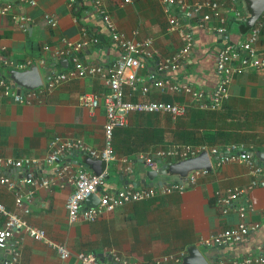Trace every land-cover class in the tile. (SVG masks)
Returning a JSON list of instances; mask_svg holds the SVG:
<instances>
[{
    "label": "crops",
    "instance_id": "crops-1",
    "mask_svg": "<svg viewBox=\"0 0 264 264\" xmlns=\"http://www.w3.org/2000/svg\"><path fill=\"white\" fill-rule=\"evenodd\" d=\"M99 1L115 28L128 38H151L157 57L171 55L181 47L178 31L168 28V14L184 29L190 30L194 40L191 51L175 71L165 76L195 89H211L216 82L213 69L216 51L225 43L240 41L247 32L241 33L237 27V22L245 23L248 15L243 0L236 5L239 17L227 16L224 36L214 30L219 26L216 19L207 22L209 29L199 28L195 18L186 20L175 6L164 9L159 0ZM5 3L11 4L12 11L28 15L30 20L27 30L21 31L9 14L0 16V60L4 56L14 68L34 63L41 82L53 72L64 71L70 66L67 59L65 66L61 63L65 58H58L54 53L62 47L61 38L73 43L81 42L86 36L96 38L97 42L82 46L77 56L80 61L97 64L103 70L118 56L93 0H76L73 8L67 5V0H34L32 6L23 0H0V5ZM220 9L222 12L223 6ZM45 13L54 17L55 26L45 23ZM263 13L258 18L263 17ZM255 46L256 52L264 55V30ZM153 64L154 59L137 74L146 76V72H153ZM5 68L0 69V75ZM227 89L228 95L220 107L208 110L199 109L187 94L158 93L150 88L146 99L181 102L186 105V112L177 118L159 112L129 113L126 125L112 133L114 159L105 165L106 178L99 186L101 193L112 194L124 186L145 187L148 183L157 189L162 184L179 182L175 174L152 175L147 171L189 157L156 158L153 167L147 166L142 157H153L157 149L187 144L221 148L229 143H241L247 152L264 151V68H246L233 75ZM107 90L103 79L92 75L68 79L49 93L40 94L37 101L29 105L0 95V156L42 159L50 151L49 140L56 135L80 140L89 148H100L104 108L98 105L89 110L77 102V96L80 93L100 95ZM124 93L129 100L137 99L136 93L131 95L127 88ZM212 157L210 170L198 176L192 185L184 180L185 175L180 179L184 184L181 190L125 203L90 222L69 223L65 200L72 185L67 182V176L78 169L89 171L90 166H86L87 155L82 151L64 152L57 167L53 164L26 172L49 178L50 183L47 187L34 188L28 212H18L29 224L43 229L48 240L64 243L70 256L60 261L51 246L18 231L0 248V258L12 248L18 253V264H76L75 255L79 252L100 253L103 260L108 261L107 253L113 250L128 262L150 261L163 254L184 252L188 245H194L209 264L217 259L231 261L260 255L264 250V186L246 189L251 179L247 165L240 161L216 165ZM62 167L67 172L64 170L60 178L55 173ZM7 175L14 179L20 191L33 188L20 182L23 172L9 171ZM233 187L245 188L241 200L249 205L246 221L257 227L239 243L206 247L202 242L210 234L238 221L235 212L222 214L214 205L215 191ZM13 199L14 190L0 184V204L14 211ZM2 222L0 216V227Z\"/></svg>",
    "mask_w": 264,
    "mask_h": 264
},
{
    "label": "built area",
    "instance_id": "built-area-1",
    "mask_svg": "<svg viewBox=\"0 0 264 264\" xmlns=\"http://www.w3.org/2000/svg\"><path fill=\"white\" fill-rule=\"evenodd\" d=\"M29 5H34V0H23ZM130 0H123L129 2ZM164 9L168 6H175L180 12L181 17L186 20L196 19V26L209 29L207 22L212 18L216 19L219 26L214 30L217 33L225 31L227 16L239 17L240 11L236 7L239 0H200L188 2L186 0H159ZM95 11L102 24L108 32L109 40L116 46L118 56L115 61L105 70L97 64H87L78 59L77 52L89 42H97L94 37H85L81 42H71L68 39L61 38L62 47L55 49V55L58 58H65L70 62L68 69L64 71L53 72L44 82H41L34 89L21 90L17 92L12 83L0 75V95L9 96L16 103L31 104L37 101L40 94L49 93L51 89L57 87L62 82L71 78H81L85 76L98 75L107 86L108 90L102 94L98 93H80L77 96V102L88 108L95 109L98 105L104 108L105 120L102 125L103 143L100 148L93 149L85 146L77 139H69L60 136H53L48 146L49 153L42 159L37 157H10L0 156V184L8 189L14 190V207L17 210L10 211L0 204V216L3 218L0 227V248H3L13 237L15 232L21 231L35 241H44L51 246L60 261H66L70 256V251L64 243L48 240L43 229L29 224L19 212H28V205L32 201L34 188L47 187L50 179L46 177H35L34 174L28 175L27 171L37 170L39 167L52 166L58 163L60 156L64 152L82 151L93 160H101L105 163L114 159L112 148V133L116 128H122L126 125L129 113H165L171 118L183 116L186 112V105L181 102L148 100L146 95L150 88L157 90L158 93H181L189 95L196 103L199 109L217 110L223 100L228 95V84L233 75L240 74L246 68L260 69L264 68V55L256 52L255 43L261 32L264 30V16L258 18L245 33V36L236 43H225L215 53L214 74L216 82L210 90L195 89L185 83H179L165 74L175 71L183 58L189 54L193 46V36L190 30L184 29L177 19L168 14L167 24L170 30L178 31V37L181 41V47L173 54L157 57V53L152 44V39L144 37L141 39L128 38L123 32L117 30L110 20L106 11L102 8L99 0H93ZM67 5L73 8L76 0H67ZM224 10L221 12L220 7ZM10 3L0 5V16L10 15V18L17 24V28L26 31L28 15L16 13L11 10ZM43 19L48 26H55L56 20L48 13L43 15ZM84 31V28H81ZM88 42V43H87ZM154 59V71L146 72V76L137 74L138 70L147 68L148 62ZM29 65V63H27ZM27 65L20 66L22 69ZM3 67H12L10 61L4 56L0 60V69ZM14 68V67H12ZM127 88L132 95L136 93L137 99L129 100L125 98L124 89ZM200 151H206L210 156H217L216 165H222L229 161H240L247 165L250 181L246 189L258 186H264V163L257 161L251 156L241 143H229L224 147H207L203 144L198 145H175L170 149H157L153 157L143 156L144 163L154 166V160L164 159L169 156L177 158L193 157ZM58 166V165H57ZM56 166V167H57ZM23 172L20 182L29 184L33 188L25 192L16 188L12 177L7 173L11 170ZM64 167L60 168L55 175L61 178ZM208 170L195 169L189 171L185 179L187 184L192 185L196 178L205 175ZM67 172V171H66ZM106 178L105 167L98 174L78 169L67 176V182L72 185V190L65 200L67 211V221L73 223L77 220L93 221L101 215L114 210L128 202L142 201L152 198L156 195H163L174 190L183 189V180L179 182L166 183L154 189L151 186L131 188L124 186L112 194L101 193L98 195L97 202L93 206H84V200L89 195L96 192L97 188ZM245 188L233 187L224 191L214 192V205L219 208L220 213L225 214L233 211L237 214L238 221L232 226L221 229L210 234L203 240L206 247H222L230 243H239L246 238L250 231L256 229L254 223H247L246 213L249 205L241 200ZM19 211V212H18ZM183 251L172 252L160 255L150 261L128 262L122 260L118 254L110 250L107 255L109 260H99L94 253L79 252L75 255L76 264H179ZM18 253L11 251L9 258H3L0 264H18ZM264 264V250L260 255L253 257H242L238 260L225 261L215 260L212 264Z\"/></svg>",
    "mask_w": 264,
    "mask_h": 264
},
{
    "label": "water",
    "instance_id": "water-1",
    "mask_svg": "<svg viewBox=\"0 0 264 264\" xmlns=\"http://www.w3.org/2000/svg\"><path fill=\"white\" fill-rule=\"evenodd\" d=\"M246 3L247 7V17L244 20L245 25L247 27H251L252 24L255 22L256 19L264 12V0H243ZM227 31H223L221 33L224 36ZM61 63L68 65V61L63 59ZM2 76L9 80L13 86L16 87L17 92L21 90H30L36 88L41 83L40 75L37 70V67L34 63L27 65L23 69H15L12 67H7L3 69ZM253 158L257 161L264 163V151L263 150H252L248 152ZM213 160L217 159V156L212 157ZM55 166L58 165L57 162L54 163ZM86 166H90L89 172L94 174H98L102 171L105 167V163L101 160H93L90 157L86 159ZM211 162L210 157L206 151H200L197 155L193 157H189L186 159H182L172 163H163L160 167L156 168L155 170L147 171L148 174L155 175L156 173L165 174L166 172L170 174H175L178 176V180L180 181L181 177L185 176L188 171L195 170V169H206L210 170ZM18 170H11V173H16ZM144 182V180H142ZM148 185H152L148 183ZM101 194L100 188L98 187L96 192L89 195L84 200V206H93L97 202L98 195ZM12 248H9L6 251L7 255L0 258V261L3 258H9L11 254ZM96 257L99 260H103L102 254H96ZM109 260V257L107 256ZM179 264H209L199 250L194 245H188L185 248V251L180 259Z\"/></svg>",
    "mask_w": 264,
    "mask_h": 264
},
{
    "label": "trees",
    "instance_id": "trees-1",
    "mask_svg": "<svg viewBox=\"0 0 264 264\" xmlns=\"http://www.w3.org/2000/svg\"><path fill=\"white\" fill-rule=\"evenodd\" d=\"M264 14V13H263ZM237 27L239 28V31L241 33H245L249 28L245 25L244 22L238 21L237 22ZM170 102V101H169Z\"/></svg>",
    "mask_w": 264,
    "mask_h": 264
},
{
    "label": "clouds",
    "instance_id": "clouds-1",
    "mask_svg": "<svg viewBox=\"0 0 264 264\" xmlns=\"http://www.w3.org/2000/svg\"><path fill=\"white\" fill-rule=\"evenodd\" d=\"M20 92V91H19Z\"/></svg>",
    "mask_w": 264,
    "mask_h": 264
}]
</instances>
